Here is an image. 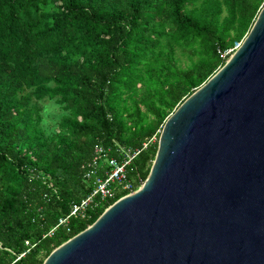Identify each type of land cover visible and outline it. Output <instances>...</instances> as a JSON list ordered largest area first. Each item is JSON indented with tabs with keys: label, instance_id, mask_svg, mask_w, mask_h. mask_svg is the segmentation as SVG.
Segmentation results:
<instances>
[{
	"label": "trees",
	"instance_id": "1",
	"mask_svg": "<svg viewBox=\"0 0 264 264\" xmlns=\"http://www.w3.org/2000/svg\"><path fill=\"white\" fill-rule=\"evenodd\" d=\"M263 5L0 0V264H42L129 193L50 234L92 190L83 165L96 146L118 159V147L138 152L126 169L136 191L165 120L224 65ZM44 101L61 114L50 133Z\"/></svg>",
	"mask_w": 264,
	"mask_h": 264
},
{
	"label": "water",
	"instance_id": "2",
	"mask_svg": "<svg viewBox=\"0 0 264 264\" xmlns=\"http://www.w3.org/2000/svg\"><path fill=\"white\" fill-rule=\"evenodd\" d=\"M42 264H264V5L165 120L139 188Z\"/></svg>",
	"mask_w": 264,
	"mask_h": 264
},
{
	"label": "built area",
	"instance_id": "3",
	"mask_svg": "<svg viewBox=\"0 0 264 264\" xmlns=\"http://www.w3.org/2000/svg\"><path fill=\"white\" fill-rule=\"evenodd\" d=\"M239 45L227 51L225 55L233 53ZM110 152V149L102 146L94 148L92 158L83 165L84 178L92 182V190L80 202L71 206L69 214L58 220L57 226L50 231V234L57 227L65 226L71 217L86 219L90 210L113 200L117 193L127 191L130 194L133 192L131 182L126 177V169L138 152L118 147L119 159L110 157ZM24 254H20L16 260Z\"/></svg>",
	"mask_w": 264,
	"mask_h": 264
},
{
	"label": "rangeland",
	"instance_id": "4",
	"mask_svg": "<svg viewBox=\"0 0 264 264\" xmlns=\"http://www.w3.org/2000/svg\"><path fill=\"white\" fill-rule=\"evenodd\" d=\"M42 107V115H43V128L50 133L56 123L58 122L61 114L57 105L53 101H44L40 103Z\"/></svg>",
	"mask_w": 264,
	"mask_h": 264
}]
</instances>
